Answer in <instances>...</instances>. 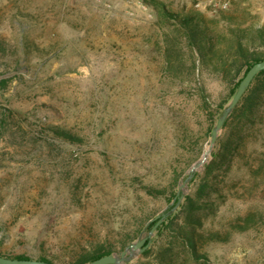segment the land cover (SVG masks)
<instances>
[{
  "label": "rangeland",
  "instance_id": "rangeland-1",
  "mask_svg": "<svg viewBox=\"0 0 264 264\" xmlns=\"http://www.w3.org/2000/svg\"><path fill=\"white\" fill-rule=\"evenodd\" d=\"M160 1L178 20L198 14L210 32L202 55L175 52L195 59L193 76L163 74V38L174 27L146 0H0L1 254L72 264L90 241L113 242L142 216L133 241L146 235L171 202L175 174L180 182L200 157L243 76V55H264V0H229L225 9ZM262 112L238 133L237 112L218 133L220 144L228 134L241 140L194 206L198 263L264 264ZM139 184L163 190L146 196Z\"/></svg>",
  "mask_w": 264,
  "mask_h": 264
},
{
  "label": "trees",
  "instance_id": "trees-1",
  "mask_svg": "<svg viewBox=\"0 0 264 264\" xmlns=\"http://www.w3.org/2000/svg\"><path fill=\"white\" fill-rule=\"evenodd\" d=\"M151 4H154L158 7V13L162 16L164 22H168L169 25L174 28L170 29L169 32L164 34L163 38V47L164 51V70L163 74L166 77H182L184 76H193L195 68V59L190 61L188 64L185 61L186 59L182 58L176 54V51H179L181 45L187 47L189 51L202 55L203 49L211 45L212 37H210V32L207 27L204 26L203 22L199 19L198 14L188 15L180 20L176 18V15L168 12L165 9V6L160 0H146ZM173 20V22H171ZM178 36H177V35ZM206 38V39H205ZM245 69H247L255 62L264 60V55H258L256 57H245ZM188 65V66H187ZM229 63L226 61L224 66H228ZM187 66V67H186ZM187 68V69H185ZM192 68V69H191ZM243 77V76H242ZM241 77V78H242ZM241 78L234 84V87L231 89V96L236 91L239 81ZM198 94L202 97L204 105H207L203 88H200L197 91ZM264 107V70L260 71L251 81L250 85L245 90L244 94L240 98L239 102L233 109L232 113L228 116L223 124V129L227 130L229 125V120L231 117H234L238 112L237 126L235 132H240L245 121H249L254 124L255 118L263 116V112L260 113L261 108ZM208 108V107H206ZM241 118V120H240ZM244 119V120H242ZM187 128H185V131ZM188 132V131H187ZM257 131L252 132L251 134L255 135ZM67 139L71 136L66 133H62ZM241 137H238L234 140L229 138L227 135L225 142L220 144V138L217 139L213 149L210 153V160L204 164V174L203 176H193L189 181V184H194V193L186 194L183 196L182 202L178 205V208L172 213H170L155 229V240L150 247H147L140 254V261L138 263H125V264H150L149 258H153L155 264H206L204 261L199 260L203 258V255L199 254L197 251V236H198V226H200V217L197 215V210L200 209L198 206L200 202H204L206 197L210 196V190L214 188L216 184V176L213 175L217 167L222 166L223 164L229 166L231 161V155L236 149V144L240 143ZM232 145V147H231ZM231 153V154H229ZM183 172H178L173 177V181L170 185L168 200L172 201L175 197L176 188L179 182V177ZM185 177V176H184ZM181 180H183V178ZM180 180V181H181ZM163 189H156L151 186H145L139 184L137 191L144 192L146 196L155 197ZM141 197H136L139 200ZM201 200V201H200ZM174 202L166 210L169 211L170 208L174 205ZM133 205H136V200L134 198ZM194 206H197L196 209ZM185 214L183 221L180 220V215ZM141 219H136L137 228L133 232L127 231L124 234L117 233L115 235V241H110L109 237L100 241H90L89 248L83 250L77 258L72 262V264H86L89 261L97 259L103 255L111 254L116 249H121L127 244H130L136 236L137 233L143 228L144 223L149 219L147 216L140 217ZM155 223V220L149 222L146 225V229H150ZM1 256L9 258H25L28 257L22 255L16 256H6L0 253ZM40 260L47 261L51 264L53 263L50 259L46 257L38 258ZM143 259V260H142Z\"/></svg>",
  "mask_w": 264,
  "mask_h": 264
},
{
  "label": "water",
  "instance_id": "water-1",
  "mask_svg": "<svg viewBox=\"0 0 264 264\" xmlns=\"http://www.w3.org/2000/svg\"><path fill=\"white\" fill-rule=\"evenodd\" d=\"M264 70V60L253 63L245 72L243 77L238 83L235 93L222 109L221 113L217 117L215 124L213 125L210 137L207 140L204 149L200 157L195 160L185 171L183 175V180H181L176 188L175 197L173 200L161 211L158 215L151 219L155 220V223L148 230L146 235H143L131 242L129 245L125 246L121 251L117 253H111L103 255L97 259L89 261L86 264H125L132 261L135 257L139 256L149 245L153 232L158 225L171 213L173 212L184 196V191L187 188L189 181L193 178L198 169L203 166V164L208 160L210 153L213 149V146L216 142L219 131L221 130L225 120L228 118L232 110L235 108L240 98L244 94L247 87L250 85L252 79L260 72ZM174 205L170 208L169 211H166L170 205L174 202ZM0 264H51L47 261L40 259H25V258H9L0 255Z\"/></svg>",
  "mask_w": 264,
  "mask_h": 264
},
{
  "label": "built area",
  "instance_id": "built-area-1",
  "mask_svg": "<svg viewBox=\"0 0 264 264\" xmlns=\"http://www.w3.org/2000/svg\"><path fill=\"white\" fill-rule=\"evenodd\" d=\"M210 2H213V4L222 9H225L229 6V0H210Z\"/></svg>",
  "mask_w": 264,
  "mask_h": 264
}]
</instances>
